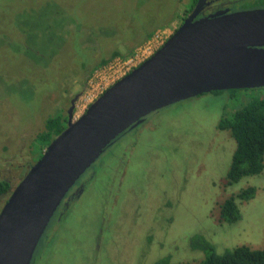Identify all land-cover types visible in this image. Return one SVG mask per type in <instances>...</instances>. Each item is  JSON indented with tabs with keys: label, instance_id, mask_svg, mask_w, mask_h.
Wrapping results in <instances>:
<instances>
[{
	"label": "rangeland",
	"instance_id": "1",
	"mask_svg": "<svg viewBox=\"0 0 264 264\" xmlns=\"http://www.w3.org/2000/svg\"><path fill=\"white\" fill-rule=\"evenodd\" d=\"M237 2L234 10L264 8L262 0ZM192 3L0 0V179L13 190L41 158L36 136L46 120L68 116L73 103V120L82 116L180 27ZM112 52L121 56L93 68ZM255 94L186 99L117 138L84 176L85 192L63 218L56 211L33 264H155L169 255L174 264L194 263L202 258L191 251L196 234L218 253L237 245L264 249V170L226 185L236 142L219 128L224 114ZM248 187L256 194L238 202L242 219L221 223L218 204Z\"/></svg>",
	"mask_w": 264,
	"mask_h": 264
},
{
	"label": "water",
	"instance_id": "2",
	"mask_svg": "<svg viewBox=\"0 0 264 264\" xmlns=\"http://www.w3.org/2000/svg\"><path fill=\"white\" fill-rule=\"evenodd\" d=\"M203 0L148 59L68 125L0 210V264H32L58 207L104 151L146 116L213 91L264 87V8L196 19Z\"/></svg>",
	"mask_w": 264,
	"mask_h": 264
},
{
	"label": "trees",
	"instance_id": "3",
	"mask_svg": "<svg viewBox=\"0 0 264 264\" xmlns=\"http://www.w3.org/2000/svg\"><path fill=\"white\" fill-rule=\"evenodd\" d=\"M195 1L193 0V3ZM66 31L69 32L65 27L63 33H67ZM120 56L119 52H112L109 57L102 58L93 68L95 70L102 68L108 61ZM242 90L257 91V94L250 96L247 102L238 109L224 114L219 122V128L229 130L236 142V148L226 176V185L228 186L237 183L246 176L260 174L264 170V87L226 91L236 93ZM220 92L222 91H213L211 93L216 94ZM67 125L68 116L60 112L46 120L44 129L36 136V139L42 146L40 148L42 152L41 156L49 144L66 129ZM127 131L120 136L127 135L130 132ZM11 190V182L0 179V198L10 195ZM255 194L256 188L248 187L221 201L217 209L219 221L229 224L240 221L242 219V213L238 202L248 201L254 198ZM190 247L191 251L200 252L202 258L194 263L186 264H264L263 248L237 245L218 253L215 244L201 234H196L191 237ZM155 264L174 263H172L169 255L158 259Z\"/></svg>",
	"mask_w": 264,
	"mask_h": 264
},
{
	"label": "flooded vegetation",
	"instance_id": "4",
	"mask_svg": "<svg viewBox=\"0 0 264 264\" xmlns=\"http://www.w3.org/2000/svg\"><path fill=\"white\" fill-rule=\"evenodd\" d=\"M240 0H203L201 8L199 9L196 19L204 17V16H209L212 14H217L222 11L227 10L228 13L239 11V10H234L232 8L233 4H237ZM243 2H249L251 0H242ZM199 0H196L195 3H193L192 8L189 10V13L187 16L183 19L185 20L195 9L197 3ZM183 23V22H182ZM147 117V116H146ZM145 117V119H146ZM146 120H144L140 125L136 126L134 129L130 130V132L137 130L138 127H140L142 124L145 123ZM90 170V168L81 176V178L77 181V183L73 186V188L68 192L64 200L62 201L61 205L58 207V211L56 215L60 216L63 218V214L66 211L68 207L73 204V202L78 199L86 190L88 184L86 178L84 176L87 174L89 176V173H87ZM90 174H93L92 171H90ZM34 263V259L32 261V264Z\"/></svg>",
	"mask_w": 264,
	"mask_h": 264
},
{
	"label": "built area",
	"instance_id": "5",
	"mask_svg": "<svg viewBox=\"0 0 264 264\" xmlns=\"http://www.w3.org/2000/svg\"><path fill=\"white\" fill-rule=\"evenodd\" d=\"M164 43H165V42H163L162 45H163ZM162 45H161V46H162ZM161 46H160V47H161ZM160 47H159V48H160ZM159 48H158V49H159ZM158 49H157V50H158ZM157 50H156V51H157ZM154 53H155V52H154ZM154 53H153V54H154ZM153 54H152V55H153ZM150 56H151V55H150ZM150 56H149V57H150ZM149 57H148V58H149ZM148 58H147V59H148ZM145 60H146V59H145ZM145 60H144V61H145Z\"/></svg>",
	"mask_w": 264,
	"mask_h": 264
}]
</instances>
